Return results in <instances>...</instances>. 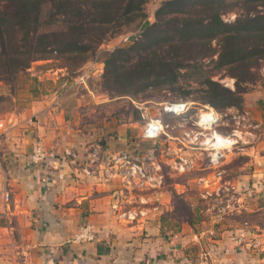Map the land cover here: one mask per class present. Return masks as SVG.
<instances>
[{
    "label": "crops",
    "instance_id": "0c3cea01",
    "mask_svg": "<svg viewBox=\"0 0 264 264\" xmlns=\"http://www.w3.org/2000/svg\"><path fill=\"white\" fill-rule=\"evenodd\" d=\"M1 120L0 264H264V220L225 221L216 212L212 220L201 215L172 226L163 221L173 207L162 182L141 193L131 190L122 156L142 160L139 152L152 142L140 138L141 130L132 134L126 131L131 125L108 123L101 129L106 160L79 161L67 150L92 143L85 145L57 97L44 96ZM37 141L46 158L35 163ZM248 154L254 156L249 167L230 180L237 192L233 208L264 217V153ZM133 208L143 215L119 216ZM87 223L96 237L75 240Z\"/></svg>",
    "mask_w": 264,
    "mask_h": 264
},
{
    "label": "rangeland",
    "instance_id": "374dc122",
    "mask_svg": "<svg viewBox=\"0 0 264 264\" xmlns=\"http://www.w3.org/2000/svg\"><path fill=\"white\" fill-rule=\"evenodd\" d=\"M161 1L147 0L143 5V16L115 27L116 31H108L107 36L88 53L51 50L42 58L31 60L10 81L0 79V121L9 112H24L44 96L57 97L66 119L81 128L78 134L87 142L85 145L92 143L81 151L67 150L68 155L79 161L94 158L101 162L107 158L101 144L104 125H131L127 132L137 134V130H141L140 138L147 139L142 136L147 120L159 118L164 132L156 141L147 139L152 145L139 152L140 158L143 157L141 161L132 162L143 167L147 174L161 176L160 183L168 191L173 207L170 215L163 213V221L175 226L183 218L196 219L201 215L212 220L210 216L216 212L225 214V221L264 220L254 213L255 210L253 214H236L233 204L237 192L230 183L232 177L248 166L249 158L254 157L248 154L249 151L255 149L259 154L264 153V57L253 58L248 68L242 63L222 66L215 62L216 54L202 56L208 50L204 39L193 37L194 43L183 45L176 35L171 38L164 31L162 35L159 33L161 53L172 55L176 51L182 55L180 61L183 65L174 69V73L163 75L161 79L153 75L145 79L151 85L128 86L126 89L130 94L115 92L116 81L110 74L105 75L107 53L143 41L144 22L155 20L154 13ZM238 5L234 11L221 14L224 22L229 23L237 14L246 11L247 6L240 2ZM263 9L264 6L257 5L254 11ZM128 37H135V40H124ZM216 44V39H212L211 46L215 48ZM208 78L235 92V104L215 107L208 103L203 98V83ZM239 86L244 88L241 93L237 92L241 89ZM167 101H188L189 108L183 115L166 113L162 111V104ZM202 111L216 115V132L235 133L237 137V146L224 151L216 164L208 161V150L198 147V141L211 131L196 124V116ZM4 125V122L0 125V131ZM248 146L252 148L248 151L242 149ZM182 155L193 159L184 171L176 168ZM130 182L131 190L138 193L151 187L146 182L140 184L137 178H131Z\"/></svg>",
    "mask_w": 264,
    "mask_h": 264
},
{
    "label": "trees",
    "instance_id": "16d2710c",
    "mask_svg": "<svg viewBox=\"0 0 264 264\" xmlns=\"http://www.w3.org/2000/svg\"><path fill=\"white\" fill-rule=\"evenodd\" d=\"M146 1L0 0V79L10 81L31 60L51 50L90 52L108 31L143 16ZM239 2L247 6L246 11L224 22L221 14L234 11ZM257 5L264 6V0H162L155 20L144 22L143 41L107 53L105 75L116 81L115 92L130 94L128 86H147L145 79L152 75L161 79L174 73L183 65L182 55L161 53L159 33L164 31L171 38L176 35L183 45L194 43L193 37L204 39L208 50L202 56L216 54L215 62L222 66L242 63L248 68L253 58L264 57V9L254 11ZM212 39L217 41L215 48ZM203 84V98L211 105L235 104L231 89L210 78ZM239 88L238 93L244 91Z\"/></svg>",
    "mask_w": 264,
    "mask_h": 264
},
{
    "label": "built area",
    "instance_id": "2783aa9c",
    "mask_svg": "<svg viewBox=\"0 0 264 264\" xmlns=\"http://www.w3.org/2000/svg\"><path fill=\"white\" fill-rule=\"evenodd\" d=\"M129 38V37H128ZM125 38L124 40H128ZM189 108L188 101H167L162 104V111L174 115H183ZM196 124L203 128H209L211 131L208 134H204L203 138L198 141V147L202 150H208V161L211 163H219V159L224 155V151H228L237 146V137L235 133L222 134L216 132L214 126L217 124V117L211 111H202L197 114ZM0 125L2 123L0 122ZM164 132V125L159 118L150 117L143 129L142 136L156 141L160 135ZM69 154V152H67ZM124 157V169L127 178H137L140 184L146 182L151 187L156 186L160 183V175L158 174H147L143 167L136 162H132L128 157ZM46 158V153L40 142H36L33 152L31 153L32 162H42ZM193 159L182 155L179 163L176 166L178 170H186L191 164ZM139 174V175H136ZM137 215H143L142 209H129L122 211L119 216L127 219H133ZM97 230L92 223H87L80 227L79 231L75 235L74 239L79 241H90L96 237Z\"/></svg>",
    "mask_w": 264,
    "mask_h": 264
}]
</instances>
